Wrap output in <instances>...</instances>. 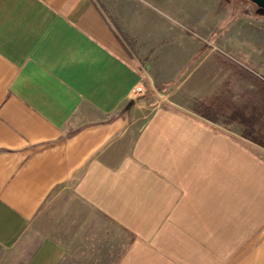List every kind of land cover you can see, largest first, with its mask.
I'll list each match as a JSON object with an SVG mask.
<instances>
[{"label":"crops","instance_id":"crops-1","mask_svg":"<svg viewBox=\"0 0 264 264\" xmlns=\"http://www.w3.org/2000/svg\"><path fill=\"white\" fill-rule=\"evenodd\" d=\"M99 1L144 69L95 0H0V264H264V151L195 0Z\"/></svg>","mask_w":264,"mask_h":264},{"label":"rangeland","instance_id":"rangeland-1","mask_svg":"<svg viewBox=\"0 0 264 264\" xmlns=\"http://www.w3.org/2000/svg\"><path fill=\"white\" fill-rule=\"evenodd\" d=\"M194 16L210 28L205 32L195 29L192 33L208 49L195 63L196 68L202 61L208 62L210 69L199 73L212 81L225 78L228 100L242 97L243 118L239 112L234 116L236 111L228 108L225 125L230 130L237 127L232 122L238 123L241 136L254 144L256 151L263 152L264 9L250 0H195ZM167 17L180 29L181 18L172 14ZM211 87L206 90H213Z\"/></svg>","mask_w":264,"mask_h":264},{"label":"trees","instance_id":"trees-1","mask_svg":"<svg viewBox=\"0 0 264 264\" xmlns=\"http://www.w3.org/2000/svg\"><path fill=\"white\" fill-rule=\"evenodd\" d=\"M96 4L101 7L104 15L110 20L113 28L115 29V33L117 34L120 41L123 43V45L126 47V49L131 53V55L138 60L140 63L142 69L145 68V63L140 60L138 56V52L136 49V42L134 39L129 37L127 34H125L122 30V28L116 23V21L108 14L104 6L100 3L99 0H95Z\"/></svg>","mask_w":264,"mask_h":264},{"label":"water","instance_id":"water-1","mask_svg":"<svg viewBox=\"0 0 264 264\" xmlns=\"http://www.w3.org/2000/svg\"><path fill=\"white\" fill-rule=\"evenodd\" d=\"M254 4H256L259 8L264 9V0H250Z\"/></svg>","mask_w":264,"mask_h":264},{"label":"built area","instance_id":"built-area-1","mask_svg":"<svg viewBox=\"0 0 264 264\" xmlns=\"http://www.w3.org/2000/svg\"><path fill=\"white\" fill-rule=\"evenodd\" d=\"M140 92H142V87L136 88L135 91H134V94H138Z\"/></svg>","mask_w":264,"mask_h":264}]
</instances>
